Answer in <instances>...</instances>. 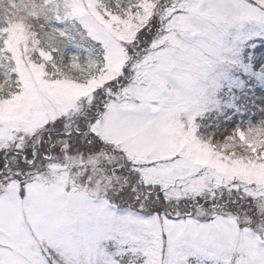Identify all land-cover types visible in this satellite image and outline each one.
<instances>
[{"label":"snow or ice","instance_id":"snow-or-ice-1","mask_svg":"<svg viewBox=\"0 0 264 264\" xmlns=\"http://www.w3.org/2000/svg\"><path fill=\"white\" fill-rule=\"evenodd\" d=\"M264 0H0V264H264Z\"/></svg>","mask_w":264,"mask_h":264},{"label":"rangeland","instance_id":"rangeland-1","mask_svg":"<svg viewBox=\"0 0 264 264\" xmlns=\"http://www.w3.org/2000/svg\"><path fill=\"white\" fill-rule=\"evenodd\" d=\"M256 46H264V39L257 38L255 41H253ZM4 123H6V120L0 119V126H2Z\"/></svg>","mask_w":264,"mask_h":264},{"label":"trees","instance_id":"trees-1","mask_svg":"<svg viewBox=\"0 0 264 264\" xmlns=\"http://www.w3.org/2000/svg\"><path fill=\"white\" fill-rule=\"evenodd\" d=\"M261 47H264V46H261Z\"/></svg>","mask_w":264,"mask_h":264}]
</instances>
